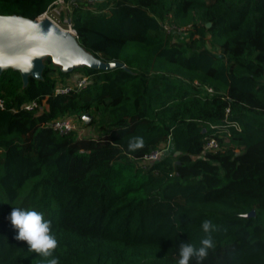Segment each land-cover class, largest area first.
Wrapping results in <instances>:
<instances>
[{
	"label": "trees",
	"instance_id": "obj_1",
	"mask_svg": "<svg viewBox=\"0 0 264 264\" xmlns=\"http://www.w3.org/2000/svg\"><path fill=\"white\" fill-rule=\"evenodd\" d=\"M52 1L0 0V15L35 20ZM92 7L74 10L77 41L124 68H77L88 82L65 94L54 88L73 72L50 58L26 85L0 74V264L49 259L15 239L12 207L51 220L57 264H177L205 219L216 231L202 264H264V0ZM31 100L47 108H21ZM83 115L93 134L46 126ZM135 136L144 144L130 152Z\"/></svg>",
	"mask_w": 264,
	"mask_h": 264
},
{
	"label": "water",
	"instance_id": "obj_2",
	"mask_svg": "<svg viewBox=\"0 0 264 264\" xmlns=\"http://www.w3.org/2000/svg\"><path fill=\"white\" fill-rule=\"evenodd\" d=\"M61 30L47 19L0 15V74L7 69L18 71L26 85L28 78L41 79L45 58L62 73L82 67L99 71L124 68L119 62L101 61L81 47L75 36ZM82 120L88 124L90 117L83 115Z\"/></svg>",
	"mask_w": 264,
	"mask_h": 264
},
{
	"label": "clouds",
	"instance_id": "obj_3",
	"mask_svg": "<svg viewBox=\"0 0 264 264\" xmlns=\"http://www.w3.org/2000/svg\"><path fill=\"white\" fill-rule=\"evenodd\" d=\"M144 140L141 136L131 137L127 149L135 151L143 147ZM8 220L16 231L15 239L24 241L27 249L38 254L42 258H49L46 264H57V258L53 252L57 247V239L52 232L51 220L45 218L42 211L35 208L12 207ZM201 230L204 235L198 245L192 242L181 241L178 249L177 264H202L208 251L214 247L212 233L216 231V225L210 219L201 222Z\"/></svg>",
	"mask_w": 264,
	"mask_h": 264
},
{
	"label": "built area",
	"instance_id": "obj_4",
	"mask_svg": "<svg viewBox=\"0 0 264 264\" xmlns=\"http://www.w3.org/2000/svg\"><path fill=\"white\" fill-rule=\"evenodd\" d=\"M98 0H54L52 1L46 10L38 16V20L47 19L50 22L56 24L57 26L65 27L64 30L76 37L75 30L73 28V13L74 10L80 6L84 8H93L92 6ZM164 29L169 32L170 30L181 31L180 29H175L173 27L164 26ZM183 30V29H182ZM88 82L87 76H78L76 80H73L71 83H66L65 85L57 84L54 88L55 94H65L71 90H80ZM210 92V89H207ZM0 108H2V102L0 101ZM24 110L36 109L39 112L47 108L45 103L42 102V105L37 104L35 100L28 101L24 103L21 107ZM76 119L73 117H64L60 119H54L46 124L53 131L58 132L59 134H67L71 131H77ZM78 122V121H77ZM217 148L216 143L213 140H210L206 144V149L210 150ZM159 156L158 152H153L148 156L144 157L145 162H151L156 160Z\"/></svg>",
	"mask_w": 264,
	"mask_h": 264
},
{
	"label": "rangeland",
	"instance_id": "obj_5",
	"mask_svg": "<svg viewBox=\"0 0 264 264\" xmlns=\"http://www.w3.org/2000/svg\"><path fill=\"white\" fill-rule=\"evenodd\" d=\"M59 27L61 29H64L65 28V27H61V26H59ZM54 67H55V69L56 68H59L58 66H54ZM80 73H82V72L81 71H75V72L71 73L70 76L67 78L68 80L65 81V82H63V84L64 83H71L72 80L76 79L78 77V75H80ZM52 77H56V75L55 74H52ZM57 84H60V82H57ZM90 120H89V122H90ZM76 124H77V131H76V133L79 136H85L87 134H93L94 133V129H93L92 126L89 125V123L86 124L84 121H82V122H77L76 121Z\"/></svg>",
	"mask_w": 264,
	"mask_h": 264
},
{
	"label": "bare ground",
	"instance_id": "obj_6",
	"mask_svg": "<svg viewBox=\"0 0 264 264\" xmlns=\"http://www.w3.org/2000/svg\"><path fill=\"white\" fill-rule=\"evenodd\" d=\"M52 23V22H51ZM52 25H54L56 28H58V29H60L61 30V28L59 27V26H57L56 24H54V23H52ZM63 31H65L64 29H62ZM61 30V31H62Z\"/></svg>",
	"mask_w": 264,
	"mask_h": 264
}]
</instances>
